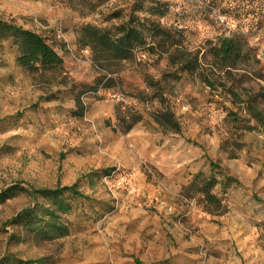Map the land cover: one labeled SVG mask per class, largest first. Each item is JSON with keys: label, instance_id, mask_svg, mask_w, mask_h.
<instances>
[{"label": "rangeland", "instance_id": "obj_1", "mask_svg": "<svg viewBox=\"0 0 264 264\" xmlns=\"http://www.w3.org/2000/svg\"><path fill=\"white\" fill-rule=\"evenodd\" d=\"M132 14L148 45L131 61L79 43L82 27ZM0 20L64 61L29 72L0 41V192L12 190L0 264H264V0H0ZM155 26L167 34L153 40ZM226 38L241 51L230 69L213 57ZM183 58L195 70L182 72ZM164 108L182 134L156 123ZM199 174L217 179L220 210L198 192ZM73 186L84 197L59 199L71 206L59 212L67 236L11 224L57 208L37 191Z\"/></svg>", "mask_w": 264, "mask_h": 264}, {"label": "trees", "instance_id": "obj_2", "mask_svg": "<svg viewBox=\"0 0 264 264\" xmlns=\"http://www.w3.org/2000/svg\"><path fill=\"white\" fill-rule=\"evenodd\" d=\"M109 1V0H99ZM143 8V6H141ZM134 15L130 17L127 23H123L114 28H99L92 25L82 27L78 32V41L84 47L90 50L98 57H103L113 61H131L134 58L136 49L146 47L147 40L144 37V31L140 28V23L135 24ZM116 18H119L117 16ZM160 34H167L165 30L155 26L152 31V38L156 40ZM0 41H12L17 47L19 56L18 63L29 72H53L63 67L64 61L62 57L51 47L46 40L39 34L25 30L21 27L14 26L0 20ZM171 47H174L171 45ZM151 50H154L152 48ZM179 50V49H177ZM241 51L234 38L224 39L219 48L214 52V58L221 61L226 68H233L234 62L240 58ZM173 58V56H172ZM174 65L177 61L172 60ZM182 72H191L195 70L193 63L183 58L179 63ZM148 84L149 80H147ZM141 117H133L122 119L123 132H130L138 123ZM156 123L165 133L182 134L183 128L180 122L175 118L174 113L169 108H164L156 112ZM210 166L215 168L214 163ZM203 175L196 176L194 185L198 182V192L204 196L206 204L215 211L220 210L221 201L213 194V190L218 185L215 177L202 178ZM232 181L227 179L226 183ZM196 182V183H195ZM193 185V186H194ZM12 190L0 192V203L5 202L11 197ZM66 192L74 197H84L76 186L58 188L56 190H40L37 194L45 199L55 200L56 209H46L42 211L39 217L37 211L27 209L16 216L11 224H20L26 228L37 231L50 236L51 240L60 239L68 235V227L61 222L60 214L67 213L71 210V206L59 200ZM210 212H213L210 209ZM31 264V263H25Z\"/></svg>", "mask_w": 264, "mask_h": 264}]
</instances>
